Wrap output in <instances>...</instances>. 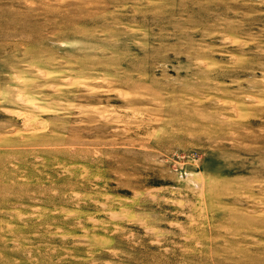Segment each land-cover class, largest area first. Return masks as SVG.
Segmentation results:
<instances>
[{"label": "rangeland", "instance_id": "1", "mask_svg": "<svg viewBox=\"0 0 264 264\" xmlns=\"http://www.w3.org/2000/svg\"><path fill=\"white\" fill-rule=\"evenodd\" d=\"M0 264H264V0H0Z\"/></svg>", "mask_w": 264, "mask_h": 264}]
</instances>
